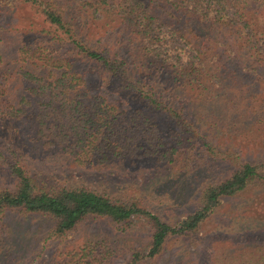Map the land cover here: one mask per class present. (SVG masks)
<instances>
[{"label": "trees", "instance_id": "16d2710c", "mask_svg": "<svg viewBox=\"0 0 264 264\" xmlns=\"http://www.w3.org/2000/svg\"><path fill=\"white\" fill-rule=\"evenodd\" d=\"M16 1L37 18L39 38L61 46L56 55L28 59L20 20L9 19L15 6L5 11L0 0V121H9L35 154L66 155L86 166L128 161L189 169L195 161L217 166L210 159L218 132L264 131V0ZM84 15L111 23L113 45L86 38ZM92 74L108 81L98 88ZM234 153L220 176L199 187L194 209L173 223L135 198L84 185L46 188L16 157L0 153L10 179L0 185V264L20 262L3 222L9 211L47 217L44 241L92 218L119 225L140 216L148 241L118 264L157 257L169 237L195 235L223 198L264 186V155ZM230 244L213 246L215 264H264L263 243ZM103 247L92 261L113 259L114 250Z\"/></svg>", "mask_w": 264, "mask_h": 264}, {"label": "rangeland", "instance_id": "374dc122", "mask_svg": "<svg viewBox=\"0 0 264 264\" xmlns=\"http://www.w3.org/2000/svg\"><path fill=\"white\" fill-rule=\"evenodd\" d=\"M1 1L5 3V11L7 5L15 6V11L8 13L9 19L20 20L17 24L18 38L31 48L28 59L35 61L47 54L56 55L54 49L61 50L59 45L44 42V36L39 38L37 18L31 11L16 0ZM105 22L106 19L84 15L81 24L86 38L93 42L100 38L102 42L113 45L114 37L109 34L111 23ZM65 56L68 58V54ZM92 76V85L96 84L98 88L108 81L103 75ZM106 89L107 86L103 88ZM113 94L111 96H115V101L124 100L123 93ZM218 133L216 149L212 153L214 157L210 159H214L213 163L217 166L211 161L205 165L195 161L189 169L185 164L172 168L142 162L130 164L128 161L86 166L76 164L66 155H37L22 144L9 121H0V153L1 158L7 160L16 157L46 188L84 185L102 190L112 197L124 200L135 198L163 220L173 223L194 209L199 187L205 180L220 176L225 170L220 171L219 168H228L232 164L234 152L242 159L264 155L262 129L249 135L246 132ZM4 167L0 164V185L10 181ZM253 213L264 219V186L245 188L234 196L223 198L201 222L195 235L171 236L160 255L141 259L137 264H215L211 256L213 246H228L230 243L239 246L240 243L253 241L264 244V226ZM3 222L7 234L17 240L21 249L19 264H102L92 261V257L104 251L103 244L115 252L107 264H118L128 258L132 249L142 250L149 238L148 225L140 216H133L119 225L108 218H92L68 231L62 239L47 241L42 239L49 226L47 217L9 211L3 216ZM87 248L91 249L84 253Z\"/></svg>", "mask_w": 264, "mask_h": 264}]
</instances>
